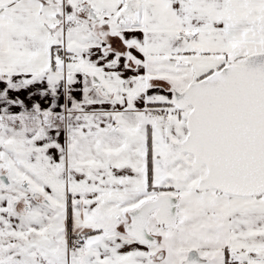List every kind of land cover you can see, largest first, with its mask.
<instances>
[{
    "label": "snow or ice",
    "instance_id": "1",
    "mask_svg": "<svg viewBox=\"0 0 264 264\" xmlns=\"http://www.w3.org/2000/svg\"><path fill=\"white\" fill-rule=\"evenodd\" d=\"M0 264H264V0H0Z\"/></svg>",
    "mask_w": 264,
    "mask_h": 264
}]
</instances>
